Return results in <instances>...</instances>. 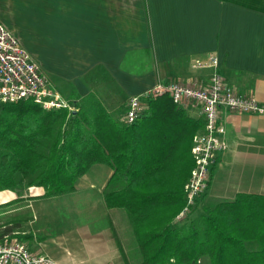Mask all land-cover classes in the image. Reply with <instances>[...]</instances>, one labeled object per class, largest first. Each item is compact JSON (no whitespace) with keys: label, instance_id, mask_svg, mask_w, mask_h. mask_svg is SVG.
<instances>
[{"label":"crops","instance_id":"obj_1","mask_svg":"<svg viewBox=\"0 0 264 264\" xmlns=\"http://www.w3.org/2000/svg\"><path fill=\"white\" fill-rule=\"evenodd\" d=\"M0 22L75 112L93 94L123 124L131 97L160 82L206 85L214 72L235 93L264 100V0H0ZM210 57L218 59L215 70L193 67ZM183 110L191 119L203 118L196 104ZM219 116L229 147L212 167L208 190L193 213L197 206L207 212L232 202L238 194L264 197V116L224 108ZM112 175L108 166L94 165L75 192L35 199L54 207L45 220L59 233L48 245L25 242L29 249L58 264H142L128 215L104 203L106 190L122 188L106 189ZM29 192L45 193L40 187ZM16 198L2 191L0 205ZM80 200L87 212L78 223L58 215L63 209L70 213Z\"/></svg>","mask_w":264,"mask_h":264},{"label":"trees","instance_id":"obj_2","mask_svg":"<svg viewBox=\"0 0 264 264\" xmlns=\"http://www.w3.org/2000/svg\"><path fill=\"white\" fill-rule=\"evenodd\" d=\"M148 104L127 126L93 94L78 112L45 111L33 100L0 103V192L17 195L0 208L73 193L102 164L113 171L106 189L122 185L106 190L104 203L128 215L142 264H264L263 196L238 194L198 220L175 221L194 167L193 137L205 119H191L169 96ZM32 187L45 193L29 197Z\"/></svg>","mask_w":264,"mask_h":264},{"label":"built area","instance_id":"obj_3","mask_svg":"<svg viewBox=\"0 0 264 264\" xmlns=\"http://www.w3.org/2000/svg\"><path fill=\"white\" fill-rule=\"evenodd\" d=\"M196 69H216L218 59L210 57L208 62L197 60ZM169 96L181 109L198 105L205 119V127L193 139L192 156L194 167L185 186V205L176 222L186 221L196 206L197 200L208 190L212 167L228 150L226 129L220 120V109L241 114L264 116V100L258 101L235 93L225 80L214 72L209 82L185 84L180 82L157 83L149 90L130 98L126 112L121 118L124 125L135 124L146 112L150 100ZM33 100L45 111L67 109L76 111L52 88L48 78L21 46L18 39L0 22V103H17ZM0 264H58L48 256L32 252L18 233L0 237Z\"/></svg>","mask_w":264,"mask_h":264},{"label":"rangeland","instance_id":"obj_4","mask_svg":"<svg viewBox=\"0 0 264 264\" xmlns=\"http://www.w3.org/2000/svg\"><path fill=\"white\" fill-rule=\"evenodd\" d=\"M40 191L38 190L36 193L33 189V193L35 194H38ZM31 195L32 194L29 192V197H34V195ZM80 202L81 203H75L71 205L70 209H68L70 213L67 215L64 212V209L60 210L58 215L61 213V217L69 219L70 224L78 223V219L84 218V215L87 212L83 209V200H80ZM35 203L36 202L34 200H25L12 206L0 208V234L9 228H12L13 231L19 233L20 237L29 245H36L40 240L48 245V238H56L59 230L52 228L51 226L48 227V224L45 220L46 217V219L50 218L54 207H50L48 203ZM205 214H207V212H205L201 206H197L194 213H191L188 221L190 222L198 220L200 216ZM103 224L105 225L104 222ZM180 225L182 228L187 227V223H182Z\"/></svg>","mask_w":264,"mask_h":264}]
</instances>
